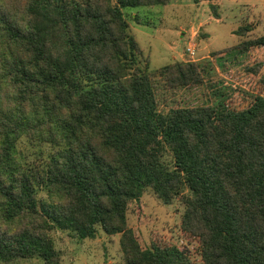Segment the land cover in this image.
Instances as JSON below:
<instances>
[{
	"label": "trees",
	"instance_id": "obj_1",
	"mask_svg": "<svg viewBox=\"0 0 264 264\" xmlns=\"http://www.w3.org/2000/svg\"><path fill=\"white\" fill-rule=\"evenodd\" d=\"M171 2L0 0V264H62L56 229L121 235L124 264H194L175 245L144 248L129 227L147 189L165 205L183 200L181 230L201 264H264V94L242 110L218 99L160 111L124 9ZM254 47L264 36L239 48ZM205 68L157 72L188 89ZM24 139L53 149L40 167Z\"/></svg>",
	"mask_w": 264,
	"mask_h": 264
},
{
	"label": "rangeland",
	"instance_id": "obj_2",
	"mask_svg": "<svg viewBox=\"0 0 264 264\" xmlns=\"http://www.w3.org/2000/svg\"><path fill=\"white\" fill-rule=\"evenodd\" d=\"M212 6L216 7L219 19ZM130 34L141 49V67L155 77L159 109L192 107L225 100L236 110L249 107L264 94V47L240 52V44L264 36V0H172L166 6L124 9ZM246 31L245 36L237 33ZM239 31V32H238ZM191 45L195 61L186 50ZM242 51V50H241ZM198 62L206 66V81L188 89H168L158 70L174 62ZM29 165L40 167L53 149L24 139L20 144ZM185 205L182 199L165 205L152 190L129 204L128 224L144 248L152 243L175 245L201 264L198 244L181 230ZM62 264H124L121 235L99 231L84 241L71 232H51ZM40 264V263H37Z\"/></svg>",
	"mask_w": 264,
	"mask_h": 264
},
{
	"label": "built area",
	"instance_id": "obj_3",
	"mask_svg": "<svg viewBox=\"0 0 264 264\" xmlns=\"http://www.w3.org/2000/svg\"><path fill=\"white\" fill-rule=\"evenodd\" d=\"M187 54L189 55V58L192 60V61H195V55H196V52H195V49L189 45L187 50H186Z\"/></svg>",
	"mask_w": 264,
	"mask_h": 264
},
{
	"label": "water",
	"instance_id": "obj_4",
	"mask_svg": "<svg viewBox=\"0 0 264 264\" xmlns=\"http://www.w3.org/2000/svg\"><path fill=\"white\" fill-rule=\"evenodd\" d=\"M138 201H139V199H138Z\"/></svg>",
	"mask_w": 264,
	"mask_h": 264
}]
</instances>
